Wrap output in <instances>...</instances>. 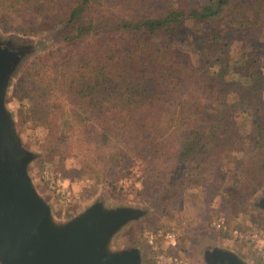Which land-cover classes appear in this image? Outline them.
Listing matches in <instances>:
<instances>
[{"label":"trees","instance_id":"obj_1","mask_svg":"<svg viewBox=\"0 0 264 264\" xmlns=\"http://www.w3.org/2000/svg\"><path fill=\"white\" fill-rule=\"evenodd\" d=\"M0 27L56 33L14 96L54 125L61 166L76 145L73 170L105 180L142 157L138 194L168 212L242 157L222 199L264 187V0H0Z\"/></svg>","mask_w":264,"mask_h":264},{"label":"rangeland","instance_id":"obj_2","mask_svg":"<svg viewBox=\"0 0 264 264\" xmlns=\"http://www.w3.org/2000/svg\"><path fill=\"white\" fill-rule=\"evenodd\" d=\"M0 40L11 42L21 49L12 69L6 106L14 116L24 146L34 154L29 173L57 217L71 218L96 201H102L108 208H140L143 210L142 215L128 222L115 235L112 244L115 248L138 247L143 264H155L158 251H170L163 235L166 231L176 233L179 251L189 258L190 264H206L204 253L215 246L230 248L253 264H264V259L257 253L255 242L250 238L255 231L264 234V209L259 206L260 199L264 197V187L238 207L230 206L221 197L222 188L230 184L234 175L244 171L246 158L224 164L219 178L211 175L212 168L207 167L200 176L193 177L194 187L186 196L182 210L171 208L170 212L163 210L164 205L159 198L142 200L139 196L138 192L144 187L142 157L137 158L129 168L116 169L115 174L105 180L104 177L84 175L73 170L78 165L76 145L68 154L65 166H61L59 157H50L47 152L54 125L34 119L29 113L30 102L14 96L21 72L33 58L46 54L52 48L57 41L56 33L46 30L21 34L14 29L0 27ZM180 47L185 52L192 51L190 46L180 44ZM70 141L73 140L69 139L64 146H68ZM66 168L69 171L65 172ZM45 170L61 172L78 198L70 203H62L44 180ZM149 231L157 235L156 245L149 242L146 236Z\"/></svg>","mask_w":264,"mask_h":264},{"label":"water","instance_id":"obj_3","mask_svg":"<svg viewBox=\"0 0 264 264\" xmlns=\"http://www.w3.org/2000/svg\"><path fill=\"white\" fill-rule=\"evenodd\" d=\"M14 67V66H13ZM0 70V264H143L138 247L115 248L113 239L143 210L96 201L68 219L57 217L29 173L34 154L6 106L12 69ZM259 206L264 209V197ZM206 264H253L215 246Z\"/></svg>","mask_w":264,"mask_h":264},{"label":"built area","instance_id":"obj_4","mask_svg":"<svg viewBox=\"0 0 264 264\" xmlns=\"http://www.w3.org/2000/svg\"><path fill=\"white\" fill-rule=\"evenodd\" d=\"M43 178L62 203H70L78 198V195L71 189L68 180L61 172L45 170ZM163 235L169 244L170 251H158L155 264H190L189 258L182 251H179V241L176 233L166 231ZM146 236L152 245H156L157 235L155 232L149 231ZM250 238L255 242L257 253L264 259V234L255 231L251 233Z\"/></svg>","mask_w":264,"mask_h":264},{"label":"flooded vegetation","instance_id":"obj_5","mask_svg":"<svg viewBox=\"0 0 264 264\" xmlns=\"http://www.w3.org/2000/svg\"><path fill=\"white\" fill-rule=\"evenodd\" d=\"M21 53V49L15 47L11 42H3L0 40V70L11 69L19 54Z\"/></svg>","mask_w":264,"mask_h":264},{"label":"crops","instance_id":"obj_6","mask_svg":"<svg viewBox=\"0 0 264 264\" xmlns=\"http://www.w3.org/2000/svg\"><path fill=\"white\" fill-rule=\"evenodd\" d=\"M257 264V263H256Z\"/></svg>","mask_w":264,"mask_h":264}]
</instances>
